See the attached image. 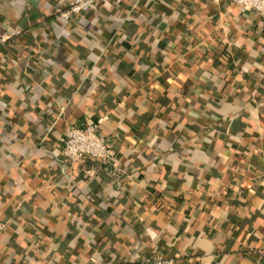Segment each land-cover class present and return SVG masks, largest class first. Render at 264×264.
<instances>
[{"label":"crops","instance_id":"obj_1","mask_svg":"<svg viewBox=\"0 0 264 264\" xmlns=\"http://www.w3.org/2000/svg\"><path fill=\"white\" fill-rule=\"evenodd\" d=\"M71 1L0 0V37L17 30L0 40V264H264V19L227 0L58 19ZM97 121L116 164L70 162L66 128Z\"/></svg>","mask_w":264,"mask_h":264},{"label":"built area","instance_id":"obj_2","mask_svg":"<svg viewBox=\"0 0 264 264\" xmlns=\"http://www.w3.org/2000/svg\"><path fill=\"white\" fill-rule=\"evenodd\" d=\"M238 6L241 11H255L264 19V0H227ZM98 5L97 0H72L66 7L57 10V18L69 21L77 15H84ZM17 30L4 33L0 40L6 42ZM101 121L88 123L85 126L70 124L62 137L63 155L72 163L87 158L95 159L103 164H116L115 153L111 149L109 137L100 134ZM6 223L0 220V237L6 229ZM147 264H174L172 258L156 256L146 259Z\"/></svg>","mask_w":264,"mask_h":264},{"label":"trees","instance_id":"obj_3","mask_svg":"<svg viewBox=\"0 0 264 264\" xmlns=\"http://www.w3.org/2000/svg\"><path fill=\"white\" fill-rule=\"evenodd\" d=\"M94 10H95V9H94ZM254 12H255V11H254ZM257 14H258V13H257ZM258 15H259V14H258ZM57 35H58V37H57L58 40H59V38H61V37L63 38V37H64V36H63L64 34H63V32H62L61 30L58 32ZM164 53H165V54H164V58H165V59H168V57L170 56L169 52H168V53H167V52H164ZM220 56H221V53H218V52H217V53L214 55L215 61H216L217 59L219 60V57H220ZM52 60H53V59H50V61H52ZM152 68H154L155 70H157V67H156V66H153ZM205 69H207V70L209 71V68H205ZM187 103H188V102H187ZM187 103L184 102V103L182 104L183 107H184V108H183L184 110H185L186 106H187V107L189 106V103H188V104H187ZM180 107H181V105H180ZM135 119H137V117H135ZM137 120H138V119H137ZM83 126H85V125H83ZM100 129H101V124H100ZM100 129H99L100 134H102V135H104V136H107V137L110 136V135H107L106 133H103L102 131H100ZM151 131L154 132V130H151ZM151 131H150V132H151ZM102 164H103V163H102ZM103 165H104V166H105V165L108 166V165H110V164H103ZM111 171H115V173H117V174H118V173H122V170L119 169V168H118V169H115V168L113 169V168H112ZM95 235H96V234H95ZM95 235H94L93 233H91V236H92L93 238H95ZM133 261H134V260H129V259L127 260V259H126V260H125V263L130 264V263H133ZM135 264H136V263H135Z\"/></svg>","mask_w":264,"mask_h":264}]
</instances>
